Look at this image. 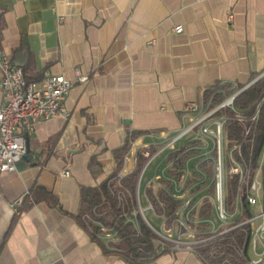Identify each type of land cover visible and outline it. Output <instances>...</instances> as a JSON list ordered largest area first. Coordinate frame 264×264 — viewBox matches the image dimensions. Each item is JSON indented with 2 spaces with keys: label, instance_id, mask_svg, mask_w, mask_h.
<instances>
[{
  "label": "crops",
  "instance_id": "crops-1",
  "mask_svg": "<svg viewBox=\"0 0 264 264\" xmlns=\"http://www.w3.org/2000/svg\"><path fill=\"white\" fill-rule=\"evenodd\" d=\"M0 50L29 80L49 71L73 82L68 116L38 120L16 170L0 172V264H205L186 249L137 263L106 251L76 218L81 188L113 172V149L128 134L139 132L123 175L137 167L141 147L180 127L181 110L202 89L264 69V0H0ZM155 158L138 186L143 207L166 165L165 152Z\"/></svg>",
  "mask_w": 264,
  "mask_h": 264
},
{
  "label": "built area",
  "instance_id": "built-area-1",
  "mask_svg": "<svg viewBox=\"0 0 264 264\" xmlns=\"http://www.w3.org/2000/svg\"><path fill=\"white\" fill-rule=\"evenodd\" d=\"M232 18L229 11L228 21ZM182 29L181 24L174 25L175 31ZM74 70L77 80L87 78L78 67ZM0 71V172H12L27 152V136L36 122L57 115L68 116L64 99L73 82L63 74L49 71L37 81L28 80L22 67L1 50ZM261 78H264V69L244 83L218 81L202 89L198 99L187 101L180 112V127L161 139L155 148L143 146L137 151L136 159L142 157L143 163L137 175L134 204L128 210L124 208L129 191L121 183L123 174L116 173L109 179L113 183L111 195L122 208L119 216L123 224L130 223L138 234L142 219L154 233L152 242L158 251L186 249L199 255L200 248L240 228L247 234L248 252L251 250L257 255L250 257L248 263L258 264L262 260L264 139L254 166L250 158L254 152L253 131L264 101V89L249 107L235 103L242 90ZM230 121L240 128L238 138L229 136ZM164 152L166 165L149 181L157 190L153 191V198L146 195L147 204L143 207L138 190L142 173L149 162ZM68 173L69 170L63 171V174ZM231 176L235 177V191L229 206ZM159 189L175 202L171 209L158 197ZM20 201H14V206ZM103 204L102 201L93 207L95 215L108 211V207L99 209ZM145 210L151 212V218L159 219L158 226L151 223ZM84 218L86 223L98 225V236L104 237L109 247L118 244L121 237L116 220L105 224L90 213Z\"/></svg>",
  "mask_w": 264,
  "mask_h": 264
},
{
  "label": "trees",
  "instance_id": "trees-1",
  "mask_svg": "<svg viewBox=\"0 0 264 264\" xmlns=\"http://www.w3.org/2000/svg\"><path fill=\"white\" fill-rule=\"evenodd\" d=\"M263 89L264 78H261L237 95L235 99L236 105L240 107H249L260 97L263 93ZM228 127L229 136L231 138H238L240 129L239 126L235 122L230 121L228 123ZM138 133L139 132L134 131L128 134L124 143L113 149L115 169L104 181H102L98 186H83L81 188L80 208L76 215L77 220L89 230L91 237L99 242L106 251L115 252L125 260L134 263L152 259L162 252L158 251L154 246L152 242L154 233L142 219H140V232L138 234H136L135 229L131 227L130 223L123 224V218L119 216L122 208L117 205L115 197L112 196L110 192V187L113 183L110 182L109 179L116 175L117 171L121 167L123 155L127 151L131 139ZM253 133L255 145L254 152L250 158L252 166L255 165V160L264 139V101L261 104L259 119ZM179 162H181V160ZM142 163L143 159L142 157H139L137 167L130 173L123 175L121 178L122 185L129 191L127 196L128 201L124 207L127 210L134 204L136 180ZM95 165L96 163H94L92 158V160H90V168L92 171H95ZM203 165H205V163ZM234 191L235 177L231 176L229 178L228 187L229 206H231ZM148 194L150 197H154L151 189L148 190ZM157 194L158 197L165 202L166 207L171 209L175 205V202L171 200L170 196L163 189H159ZM102 201L104 204L99 209L102 211L104 207H108V211L100 216L95 215L93 213V207ZM86 213H90L92 217L101 220L105 224H111L116 220V227L118 228V233L121 239L114 248L108 249L101 240L100 236H98V225L92 222L86 223L84 218ZM198 256L205 264H249L248 261L250 256L248 252L247 234L240 228H237L226 236L218 238L208 245L200 248Z\"/></svg>",
  "mask_w": 264,
  "mask_h": 264
},
{
  "label": "rangeland",
  "instance_id": "rangeland-1",
  "mask_svg": "<svg viewBox=\"0 0 264 264\" xmlns=\"http://www.w3.org/2000/svg\"><path fill=\"white\" fill-rule=\"evenodd\" d=\"M156 159V158H155ZM145 215L147 216V218L151 221V223L155 226H158V221L156 219H152L151 218V212L149 210H145Z\"/></svg>",
  "mask_w": 264,
  "mask_h": 264
}]
</instances>
